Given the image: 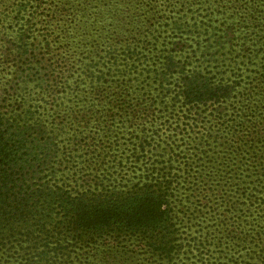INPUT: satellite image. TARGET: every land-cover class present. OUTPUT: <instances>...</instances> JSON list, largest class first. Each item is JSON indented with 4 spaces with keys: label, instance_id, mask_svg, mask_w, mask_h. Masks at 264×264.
Here are the masks:
<instances>
[{
    "label": "rangeland",
    "instance_id": "rangeland-1",
    "mask_svg": "<svg viewBox=\"0 0 264 264\" xmlns=\"http://www.w3.org/2000/svg\"><path fill=\"white\" fill-rule=\"evenodd\" d=\"M58 1L0 0V55L18 51L22 43L24 48L29 45L27 57L34 55L32 46L40 52L45 15ZM69 1L70 15L63 12L54 37L57 44H68L71 53L80 52L74 55V71L63 86L51 90L55 77L50 69H12L0 78L1 107L6 113L18 111L20 125L46 127L48 135L31 136L37 155L51 148L45 139L57 137L51 156L40 158L45 163L42 182L71 190L76 200L84 195L94 202L114 195L127 204L162 185L168 223L155 232L96 230L79 236L69 230L66 211L55 199L51 208H39L41 218L50 215V244L42 231L38 233L36 222L14 223L0 231L5 235L0 240V264H264V159L258 148L245 146L244 137L235 134L237 125L234 132L221 128L218 118L209 114L211 108L202 107L194 118H179L186 114L185 107L170 100L177 79L160 85L163 59L171 52L220 78L237 73L246 81L264 83V0H241L238 14L229 5L219 7V0ZM119 11L126 17L124 25L113 18ZM152 21L155 30L146 37L148 44L138 43L136 49L148 60L132 61L126 73L125 35L128 30L141 33ZM175 40H182L184 47L176 48ZM256 40L260 46H255ZM113 49L119 57L115 64L109 59ZM4 62L0 56V68ZM91 70L101 78L91 79ZM95 87L108 95L124 93L128 105L143 117L110 122L95 118L86 127L77 116L88 109L123 108L103 101L92 107ZM234 100V105H244L238 96ZM178 126L186 130L171 138ZM144 138L145 150L140 141ZM213 140L216 145L209 144ZM77 141L83 142L79 149L74 146ZM170 144L180 158L172 159Z\"/></svg>",
    "mask_w": 264,
    "mask_h": 264
},
{
    "label": "trees",
    "instance_id": "trees-1",
    "mask_svg": "<svg viewBox=\"0 0 264 264\" xmlns=\"http://www.w3.org/2000/svg\"><path fill=\"white\" fill-rule=\"evenodd\" d=\"M197 1L199 0H195L191 4ZM219 1L223 3V5L218 3L219 7L229 5V8H233L236 14L240 12L241 0ZM70 4L69 0H59L55 7L45 15L43 21L45 37L40 52L37 51V47L32 46L34 55L27 57L29 45L26 43L25 49L22 43V45L18 46V51L11 50L4 55H0L1 59H5L3 68H0V78L12 69L15 71L22 70L20 72L25 73L28 72L29 68L37 69L38 71L48 68L55 77V82L49 85L52 88L51 90L65 84L64 80L68 74L74 71L77 64L76 56L74 55L80 52L71 53L68 44H57L54 35L63 19V12L67 11L70 15L71 9L67 6ZM253 5H257V2H254ZM188 6H190V3ZM254 7L256 8V6ZM20 9L21 12L25 10L24 8ZM124 16L120 13L119 15H113V18L116 17V21L120 18L122 25H124L125 21L123 22V20L126 19ZM20 29L23 30L24 27ZM154 30L155 22L153 21L150 22V25L144 24L141 33L128 30L123 46L125 48L123 54L126 60L124 65L126 73L131 72L130 65L132 61L136 60L137 62L140 60V62H146L148 60L147 55L141 54L139 51L136 52V49L138 48V43H140V46L146 47L148 43L145 39L150 37ZM24 39H26V35L22 37L21 41H24ZM174 44L176 48L182 49L184 47L182 40H175ZM245 44L247 43L245 42ZM256 45L260 46V41L256 40ZM32 49L30 55H32ZM109 54L110 61L114 59L115 64L119 59L118 55L114 53V49ZM124 57H122L123 60ZM191 64L192 62L178 59L175 53L171 52L164 57L163 69L160 71V85L163 87L168 86L166 84L167 80L177 79L173 94L170 95V100L174 105L181 103L185 107V113L188 114L179 116V118H194L193 114L195 113L201 115L198 111L202 107L211 108L208 112L213 117L218 118V124L221 128L228 132H234V127L237 125L236 136L240 137V139L244 137L245 146L257 147V153H260V157L264 159V83L262 81L259 82V79L258 81H246L245 78L242 79V74L238 75L237 73L232 74L231 77L228 76L229 78L225 76L220 78L217 74L210 73V71L207 73L203 69L192 67ZM90 75L91 79L94 80L95 78L96 81L101 78L95 75L93 70H91ZM113 95L114 97H111ZM237 96L244 102V105H234L237 102L234 98ZM91 99L92 107L97 105L98 101H103L109 104H116L115 106L117 107L123 106V108H114L107 111H99L92 108L90 111L88 109L86 113L77 116V118L81 116L80 123H84L86 127L95 118L97 122L98 120L110 122L116 117L126 116L132 120H138L144 115L132 103L128 105L130 101L126 99V95L122 92L120 94L110 92V95H108V92L106 93L102 89L95 87L92 90ZM20 116L21 114L18 111H13L12 114L6 113L0 104V231L14 225V223L27 222L30 223V226H33L34 222H36L38 233L42 231V234L46 236V245L50 244L51 239L48 238L52 237V230L46 232L50 215H48V219H46V215L41 218L39 208L44 204L45 207L50 206L51 208L56 201H60L58 205L64 207L66 211L64 214H67L69 218L67 225L69 230L71 232L74 231L75 235L78 233L79 236H84L82 235L83 233L88 235V233L96 230L98 232L115 231L119 234L126 231H141V229H151L155 232L166 221L168 203H166L167 194L163 193L162 185L158 189L152 187L151 191L146 190L144 195L138 196L130 204H127L124 203L126 200L122 199V197H119L121 198L119 201L114 195L112 196L114 199L112 197L104 200L94 199V202H92L90 197H84V195H82L81 199L76 200L77 196H73L71 190L67 191L55 186L52 187L47 181L42 182L45 163L41 162L40 158L42 156H51L49 155L52 152L50 150L56 148L57 137L52 136L49 139H45L51 148L37 155L36 151L39 148L38 146L35 147L36 145L34 146L33 142L35 140L31 136L34 132L42 136L48 135V131L42 123L20 125L23 119H18ZM147 116H149V113ZM178 128L180 127L173 128L174 133H171V138L183 134L186 130L185 128H180L181 131L177 132ZM202 139L211 141L208 140L209 138ZM240 139H238V142H240ZM140 141H142V149L145 150V144L148 143V140L144 138ZM82 144V141H77L74 146L76 148V146L78 147ZM209 144L216 145V141L213 140ZM170 146L169 153H172V159L176 160L180 155L177 153L175 145L172 146L170 144ZM68 149H71V145L68 146ZM239 150L240 146L238 147ZM174 153L176 154L175 156ZM262 171L264 174V170ZM64 194H66V197L63 199ZM58 205L57 209H60ZM44 219H46V225ZM166 223L168 222L166 221ZM172 225L168 224L169 227ZM52 228H55V225ZM30 234H33V231ZM55 234H60V232ZM2 236H0V240L5 238V235ZM36 238H38V235H36ZM36 242L38 245L40 240ZM155 249H158V247Z\"/></svg>",
    "mask_w": 264,
    "mask_h": 264
}]
</instances>
